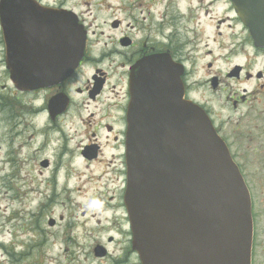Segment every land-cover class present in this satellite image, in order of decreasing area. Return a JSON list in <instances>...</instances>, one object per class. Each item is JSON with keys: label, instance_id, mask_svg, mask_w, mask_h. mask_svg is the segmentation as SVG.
I'll return each mask as SVG.
<instances>
[{"label": "flooded vegetation", "instance_id": "flooded-vegetation-1", "mask_svg": "<svg viewBox=\"0 0 264 264\" xmlns=\"http://www.w3.org/2000/svg\"><path fill=\"white\" fill-rule=\"evenodd\" d=\"M17 4L36 7L21 11L29 18L34 13L42 19L50 18L51 14L65 18L70 14L71 18L74 13L85 30L82 56L69 76L50 86L21 90L9 79L7 53H28L35 40L19 37L9 42L0 27V64L8 73L7 80L12 85L6 87L12 86L15 100L12 104L7 95L2 109L15 121L8 128L10 142L21 134L19 145L24 146L33 138L31 150L37 157L36 194L40 191L43 198L36 205L39 214L50 212L52 198L47 190L53 193L58 179L66 185L73 174H87V180L99 182L105 192L108 207L101 212L109 210L115 217L114 229L108 230L113 233L95 242L94 247L100 245L103 249L96 254L93 247L94 259L109 258V264H139L131 245L123 200L132 78L143 82L154 76L159 80L163 64L171 61L181 70L184 98L208 115L247 187L253 221V264L254 244L264 246L261 235L264 227L257 229L255 202L264 195V46L254 44L234 1L20 0ZM103 4L124 9L113 10L112 17H107L94 9ZM126 9L124 15L117 13ZM149 58H154L150 64L136 66ZM24 97H32L36 104L24 109V104L30 103ZM14 105L21 106L19 112L28 113L35 120L30 123L25 115L17 120L19 112L13 110ZM0 113L2 120L4 115ZM59 138L61 142L57 145ZM7 153V162L16 160V153L11 155L10 150ZM44 173L45 180L40 181L38 178ZM59 218L62 219L61 214ZM49 220L53 224L48 225L55 227V218L50 216ZM114 245L119 250L112 255L110 247Z\"/></svg>", "mask_w": 264, "mask_h": 264}, {"label": "water", "instance_id": "water-1", "mask_svg": "<svg viewBox=\"0 0 264 264\" xmlns=\"http://www.w3.org/2000/svg\"><path fill=\"white\" fill-rule=\"evenodd\" d=\"M17 1L0 0V27L9 42L31 37L35 46L8 51L9 79L21 90L60 82L82 56L85 30L74 13L29 18L21 11L36 7ZM233 1L263 47L264 0ZM180 73L169 61L159 80L132 78L124 193L132 248L140 264H251L248 190L208 116L184 98Z\"/></svg>", "mask_w": 264, "mask_h": 264}, {"label": "rangeland", "instance_id": "rangeland-1", "mask_svg": "<svg viewBox=\"0 0 264 264\" xmlns=\"http://www.w3.org/2000/svg\"><path fill=\"white\" fill-rule=\"evenodd\" d=\"M94 9L102 15L112 17L113 10H121L124 7L112 6L109 8L103 4L96 5ZM125 12L127 9L121 12L117 11L122 15ZM7 74L0 64V112H3L4 115L2 120L0 115V264H109V258L96 260L92 255L95 242L105 240L108 233H113L108 230L114 229L112 224L115 221L111 211L101 212V209H106L108 204H106L105 192L99 182L93 179L87 180V174L82 176L73 174L72 179L66 185L58 179L55 191L52 193V190H47V193L50 194L49 198H52L50 212L39 214L36 205L39 198L41 201L43 198L40 191H38V195L36 194L38 180L35 175L37 168L35 163L37 157L31 150L33 138L24 146L19 145L22 140L21 134L17 136L18 139H14L13 143L10 142L8 128H12L15 121L14 118L7 116L8 112L5 108L2 109L7 95L10 101L13 99L12 86L6 87V84L12 85L7 80ZM23 100L27 102L30 100V103L24 104V109H27L31 104H36V100L32 97H24ZM11 102L14 104L15 100ZM18 106L14 105L13 110L21 111L22 109L19 107L23 104ZM24 115L30 123L35 120L34 116L21 112H19L17 120H22ZM28 133L29 131L24 135L23 140ZM60 142V138L56 140L57 145ZM9 150L11 155L16 153L14 156L16 160H11V162L5 160ZM3 170L6 171L4 176L2 175ZM45 174L38 179L44 181ZM57 175L59 178L60 174ZM11 183H16L17 188H13ZM20 183H22L21 186ZM69 187L72 188V192ZM23 188L25 189L24 193H22ZM6 190L10 193V197L6 196ZM13 200H15V204H12ZM255 202L256 210H258L257 229L263 230L264 195L262 199H256ZM82 210L85 211L84 215L80 214ZM10 211H13V215L24 213V216L16 219L14 223H8L6 215ZM60 214L62 219L59 218ZM50 216L57 221L53 228L48 225ZM261 235L264 238V231H261ZM113 247L116 245L110 247L112 255L119 250L118 246L116 249ZM252 261L253 264H264V246L254 244Z\"/></svg>", "mask_w": 264, "mask_h": 264}, {"label": "bare ground", "instance_id": "bare-ground-1", "mask_svg": "<svg viewBox=\"0 0 264 264\" xmlns=\"http://www.w3.org/2000/svg\"><path fill=\"white\" fill-rule=\"evenodd\" d=\"M3 167H4V166H3ZM3 167H2V168H3ZM7 172H8V171H7ZM2 175H3V176L6 175V171H5V170H3ZM11 186H12L13 188H15V189L17 188V187H16V183H11ZM24 191H25V189L22 190V193H24ZM5 193H6V196H7V197H10V193H9L7 190L5 191ZM9 204H10V203H9ZM12 204H15V200L12 201ZM12 209H13V207H12ZM12 212H13V211H10L9 214L6 215V222H8V223H9V222H13V223H14L16 219L21 218L22 216H24V213H21V212H20L18 215H13ZM11 220H12V221H11ZM8 223H7V224H8Z\"/></svg>", "mask_w": 264, "mask_h": 264}]
</instances>
